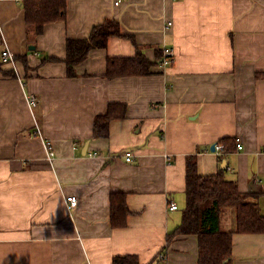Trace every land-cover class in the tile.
<instances>
[{
    "label": "crops",
    "instance_id": "obj_1",
    "mask_svg": "<svg viewBox=\"0 0 264 264\" xmlns=\"http://www.w3.org/2000/svg\"><path fill=\"white\" fill-rule=\"evenodd\" d=\"M23 1L0 0V44L30 64L26 80L21 60L4 65L18 78L0 72V264H112L118 253L197 264V234L167 243L183 215L189 154L200 174L225 169L241 191L259 192L264 214V0H67L66 20L46 23L34 43ZM107 18L122 34L69 76L67 39L88 37ZM164 46L175 49L167 70ZM112 56L141 57L151 72L109 79ZM109 103L126 104V115L93 138ZM36 127L41 134H30ZM227 136L243 147L221 157L212 144ZM115 191L131 210L123 227L111 225ZM232 257L264 264V233H235Z\"/></svg>",
    "mask_w": 264,
    "mask_h": 264
},
{
    "label": "trees",
    "instance_id": "obj_2",
    "mask_svg": "<svg viewBox=\"0 0 264 264\" xmlns=\"http://www.w3.org/2000/svg\"><path fill=\"white\" fill-rule=\"evenodd\" d=\"M26 27L29 41L34 43L42 33L46 23L65 21L67 18V0H24ZM120 21L107 18L95 25L86 38H68L67 55L63 61L67 65V74L76 76V66L85 60L95 48L105 47L109 37L121 35ZM4 40L0 44V72L4 77L18 78L14 67L4 68L9 63L3 59ZM49 60L61 58L51 57ZM14 60H21L26 68L25 80L28 79L30 64L28 56L14 55ZM43 58L41 63H45ZM151 63L138 56H112L107 59L104 76L111 79L119 76L149 74ZM126 104L109 103L103 113L94 118L93 138L107 137L113 119L126 115ZM34 134V132H30ZM218 143L224 145L221 157L237 148L238 137L227 136ZM222 159V158H221ZM225 169L214 174H200L197 168L196 154L187 155V184L181 222L167 234V243L178 235L197 234L199 238V256L197 264H232V246L235 233H264V214L258 201L259 192L241 191L235 179L225 176ZM111 225H127L131 213L127 203V194L121 191L110 195ZM112 264H152L143 263L134 253L113 255Z\"/></svg>",
    "mask_w": 264,
    "mask_h": 264
},
{
    "label": "built area",
    "instance_id": "obj_3",
    "mask_svg": "<svg viewBox=\"0 0 264 264\" xmlns=\"http://www.w3.org/2000/svg\"><path fill=\"white\" fill-rule=\"evenodd\" d=\"M3 59L6 60L7 62H11L13 64L15 63L14 55L7 49V47L3 52ZM174 61H175V49L171 46H164L162 49V55H161V58L159 61L160 68L167 70L169 67H171L173 65ZM29 102L33 106L37 104V99H36L34 94L29 95ZM34 133L37 135H40L41 134L40 128L36 127L34 129ZM242 147L243 146H242L241 142L238 141L237 149L240 150V149H242ZM215 151L219 155H222L224 152V145L222 143L217 142L216 147H215ZM54 157H55V151L51 148L50 144L48 143L47 144V160L49 161V163L53 164ZM125 158L127 161H132V159H133L132 152L127 151L125 153ZM66 200H67V206H68L69 210L76 207V205L78 203V197L74 194L67 195ZM177 208H178V205L176 203L171 204V209H177Z\"/></svg>",
    "mask_w": 264,
    "mask_h": 264
},
{
    "label": "water",
    "instance_id": "obj_4",
    "mask_svg": "<svg viewBox=\"0 0 264 264\" xmlns=\"http://www.w3.org/2000/svg\"><path fill=\"white\" fill-rule=\"evenodd\" d=\"M29 47H30V49H35L36 48L35 45H33V44L30 45ZM216 144H217V142L212 144V150H215ZM86 151H87V146L85 147V153H86ZM226 163H227L226 160H224L223 163H222V167H224L226 165Z\"/></svg>",
    "mask_w": 264,
    "mask_h": 264
},
{
    "label": "rangeland",
    "instance_id": "obj_5",
    "mask_svg": "<svg viewBox=\"0 0 264 264\" xmlns=\"http://www.w3.org/2000/svg\"><path fill=\"white\" fill-rule=\"evenodd\" d=\"M182 213H183V209H182ZM183 216V215H182Z\"/></svg>",
    "mask_w": 264,
    "mask_h": 264
}]
</instances>
